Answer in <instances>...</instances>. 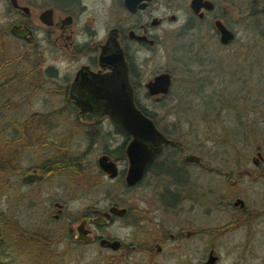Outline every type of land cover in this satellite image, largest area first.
I'll list each match as a JSON object with an SVG mask.
<instances>
[{
  "label": "flooded vegetation",
  "instance_id": "af4514ba",
  "mask_svg": "<svg viewBox=\"0 0 264 264\" xmlns=\"http://www.w3.org/2000/svg\"><path fill=\"white\" fill-rule=\"evenodd\" d=\"M174 1L0 0V97L8 94L13 105L8 126L27 138L36 129L66 132L63 139L26 140L33 147L26 153L37 152L39 162L20 168L14 178L27 187L67 179L69 189L61 200L46 199V210L54 211L51 221L64 222L55 239L66 245L63 253L92 248L102 264H195L194 259L199 264H264V155L258 142L250 166L239 159L233 171L216 172L219 187L210 191L193 182L192 170L205 176L211 169L159 126L165 119L138 104L140 97L159 103L170 92L173 71L146 72L166 25L181 35L214 31L221 48L235 40L220 15L213 14L211 0H200L194 8L192 0H183L186 16L181 19L172 10ZM204 1L212 7L205 9ZM215 21L232 33L227 44L220 43ZM161 74L169 76L167 93L150 95L146 86ZM36 93L56 103L35 112L29 101ZM124 93L169 141L133 186L125 182L131 137L110 111V99ZM188 155L198 162L187 160ZM102 158L111 164L110 172L99 164ZM32 173L38 179L23 183ZM39 195L36 189L25 197L38 205ZM213 208L220 213L216 225L195 222V209L206 216ZM230 256L234 261L226 262Z\"/></svg>",
  "mask_w": 264,
  "mask_h": 264
},
{
  "label": "rangeland",
  "instance_id": "374dc122",
  "mask_svg": "<svg viewBox=\"0 0 264 264\" xmlns=\"http://www.w3.org/2000/svg\"><path fill=\"white\" fill-rule=\"evenodd\" d=\"M211 1L215 5L213 14H219L223 23L235 33L233 43L221 48L214 31L202 29L200 32L181 35L174 26L166 25L165 31L160 33L159 48L147 59L146 72L173 71L170 92L159 103L141 97L137 101L142 108L155 113L157 118L165 119L159 126L167 128L173 139L182 140L187 151L200 157L211 169L210 174L205 176L198 174L202 171L193 169V182L204 184L210 191L213 189L217 192L220 177L216 172L233 171L239 159L250 166L249 158L254 155L257 142L264 155V40L259 39L264 35V23L262 16H250L253 0ZM260 3L255 5L258 10L261 8ZM171 6L173 12L177 10L179 19L186 16V1L175 0ZM5 96L8 94L0 97V105L8 102ZM29 103V108L42 113L52 107L56 100L36 93ZM12 113L7 109L2 110L0 115V130L6 128V139L20 135V132L16 133L8 126ZM44 135L57 140L63 139L66 132L57 130L44 132ZM30 139L31 136L22 144L25 145L26 140L30 142ZM38 156L37 152L21 154L20 168L26 170L38 164ZM89 160L93 162L94 155ZM18 181L14 177L10 180L8 197L0 198V212L12 216L24 230L49 237L52 235L50 239H58L64 222L51 221L54 211L46 210L49 207L46 199L61 200L69 189L67 179L56 178L31 187L21 185ZM36 189L40 191L39 199L36 200L38 205L27 207L31 200L25 197L18 202L20 206H15L18 194L28 196L31 190ZM83 193L77 191L79 195ZM79 195L75 196L79 198ZM45 203L46 208L43 205ZM201 213L200 209L194 210L195 222H206L209 227L216 225L220 219V213L215 208L206 216ZM64 247L66 245L58 240L50 246L52 264H102L92 248L72 247L63 253ZM219 251L223 254L222 249ZM234 259V256H230L226 262H233ZM194 263L199 264L200 260L194 259Z\"/></svg>",
  "mask_w": 264,
  "mask_h": 264
},
{
  "label": "trees",
  "instance_id": "16d2710c",
  "mask_svg": "<svg viewBox=\"0 0 264 264\" xmlns=\"http://www.w3.org/2000/svg\"><path fill=\"white\" fill-rule=\"evenodd\" d=\"M253 1V10L251 11L250 16H262L263 19L261 8L258 10L255 6L257 3L259 5L260 1ZM259 39L260 41L264 40V35H261ZM12 107L13 105L11 103L6 102L1 106V110L11 109ZM5 131L6 128L0 130L1 199L8 197V190H11L10 180L16 174L18 175L21 173L19 167L21 154L26 153L32 147L30 145H21V143L27 138L25 135L26 133L24 134V132H20L19 136H12L11 139H6L4 137ZM43 135L44 131L36 129L32 132L31 138L38 140L42 138ZM15 144H18L16 147L17 154L14 153ZM23 198H25L24 194H18L15 206L18 207V202L22 201ZM33 205H35V203L30 201L27 207ZM51 236L52 235H50V237ZM47 237L49 236L40 235L37 232H30L20 228L13 220L12 216L0 212V264H52L53 256L49 254V248L56 242V240Z\"/></svg>",
  "mask_w": 264,
  "mask_h": 264
},
{
  "label": "water",
  "instance_id": "95a60500",
  "mask_svg": "<svg viewBox=\"0 0 264 264\" xmlns=\"http://www.w3.org/2000/svg\"><path fill=\"white\" fill-rule=\"evenodd\" d=\"M200 0H192L191 7L198 6ZM202 5L205 9H210L212 4L204 1ZM261 11L264 21V0H261ZM214 27L219 34V41L227 44L233 35L219 21H215ZM169 85V76L161 74L156 76L152 83L146 86L149 94L167 93ZM112 101L110 111L113 117L121 126L122 130L131 137V141L126 148V156L128 158L129 169L125 182L127 186H133L140 178L144 165L153 158L158 152L161 144L169 143L153 126V124L143 117L134 107L133 101L128 94H122L121 98L115 97ZM149 145V146H148ZM186 159L198 162V158L188 155ZM104 158L99 161L105 172H110L107 166L111 164H103ZM31 179H38L34 173L26 175L22 178L23 183H27ZM110 213L122 214L123 210L110 209Z\"/></svg>",
  "mask_w": 264,
  "mask_h": 264
}]
</instances>
